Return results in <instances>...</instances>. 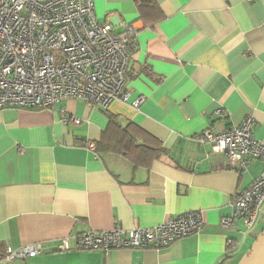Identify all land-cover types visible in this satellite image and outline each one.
Here are the masks:
<instances>
[{
	"label": "crops",
	"instance_id": "1",
	"mask_svg": "<svg viewBox=\"0 0 264 264\" xmlns=\"http://www.w3.org/2000/svg\"><path fill=\"white\" fill-rule=\"evenodd\" d=\"M93 1L98 21L116 35L123 24L135 30L128 100L107 111L76 100L0 111V257L7 247L45 248L0 264H244L264 240V206L249 231L223 222L264 162L229 170L223 154L196 139L250 116L264 142V0H153L160 19H141L135 0ZM63 109L82 124L63 123ZM114 120L155 138L164 153L147 167L99 152ZM190 212H202L200 234L161 250L76 249L88 232L150 229ZM64 240L71 250L57 251Z\"/></svg>",
	"mask_w": 264,
	"mask_h": 264
},
{
	"label": "built area",
	"instance_id": "2",
	"mask_svg": "<svg viewBox=\"0 0 264 264\" xmlns=\"http://www.w3.org/2000/svg\"><path fill=\"white\" fill-rule=\"evenodd\" d=\"M123 25L124 34L116 35L111 25L100 23L93 0H0V111L49 110L65 100L107 111L115 101H127L130 49L136 33ZM262 29L264 34V23ZM142 103L139 98L135 109ZM217 116L226 114L218 111ZM61 121L69 126L82 124L66 109L61 111ZM254 123L249 116L225 132L206 130L196 140L223 154L227 169L246 172L253 161L264 162V142L255 138ZM86 145L96 150L95 143ZM263 206L264 173L235 198L233 217L223 223L242 222L249 231ZM204 226L202 212H190L150 229L88 232L77 238L76 249L161 250L200 234ZM233 244L228 241L229 247ZM56 249L67 252L71 247L64 240ZM44 251L42 245L18 251L7 247L0 262L34 258Z\"/></svg>",
	"mask_w": 264,
	"mask_h": 264
},
{
	"label": "trees",
	"instance_id": "3",
	"mask_svg": "<svg viewBox=\"0 0 264 264\" xmlns=\"http://www.w3.org/2000/svg\"><path fill=\"white\" fill-rule=\"evenodd\" d=\"M135 3L141 14V19H145L147 14L152 13L151 18L154 15L156 19L161 18L157 5L153 0H135ZM114 121L103 136V147L97 149L99 152L106 149L113 153L124 154L135 164L147 167L164 153L161 143L155 138L142 132L132 124H129L126 128H121L116 120Z\"/></svg>",
	"mask_w": 264,
	"mask_h": 264
},
{
	"label": "water",
	"instance_id": "4",
	"mask_svg": "<svg viewBox=\"0 0 264 264\" xmlns=\"http://www.w3.org/2000/svg\"><path fill=\"white\" fill-rule=\"evenodd\" d=\"M244 264H264V240L258 244L251 257Z\"/></svg>",
	"mask_w": 264,
	"mask_h": 264
},
{
	"label": "rangeland",
	"instance_id": "5",
	"mask_svg": "<svg viewBox=\"0 0 264 264\" xmlns=\"http://www.w3.org/2000/svg\"><path fill=\"white\" fill-rule=\"evenodd\" d=\"M261 243V242H260Z\"/></svg>",
	"mask_w": 264,
	"mask_h": 264
}]
</instances>
